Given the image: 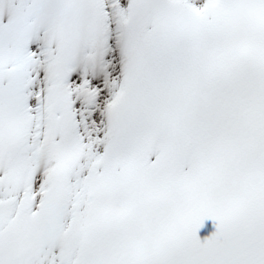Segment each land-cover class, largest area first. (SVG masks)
Returning a JSON list of instances; mask_svg holds the SVG:
<instances>
[{
  "label": "snow or ice",
  "instance_id": "6c2138e0",
  "mask_svg": "<svg viewBox=\"0 0 264 264\" xmlns=\"http://www.w3.org/2000/svg\"><path fill=\"white\" fill-rule=\"evenodd\" d=\"M0 264H264V0H0Z\"/></svg>",
  "mask_w": 264,
  "mask_h": 264
}]
</instances>
